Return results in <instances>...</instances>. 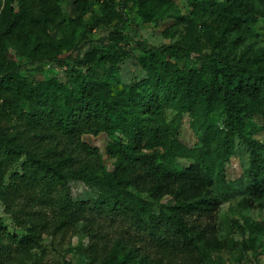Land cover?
<instances>
[{
  "label": "trees",
  "instance_id": "trees-1",
  "mask_svg": "<svg viewBox=\"0 0 264 264\" xmlns=\"http://www.w3.org/2000/svg\"><path fill=\"white\" fill-rule=\"evenodd\" d=\"M63 1L2 0L0 203L25 235H9L0 217V264H41L32 250L78 224L92 242L85 264H218L224 251L246 249L243 240L219 237L216 191L226 188L225 168L240 140L249 162L239 205L264 208V146L245 133L264 119V69L243 63L237 51L264 20V0L194 1L176 19L189 24L188 33L201 32L202 42L159 46L124 36L128 0H102V14L92 19L105 31L79 47L76 31L95 1L75 0L76 16L61 23ZM152 1L136 3L145 10ZM9 48L27 65L63 70L65 79L13 65ZM127 58L141 66V80L116 89L98 75L101 65L113 76ZM184 118L196 138L191 146L179 139ZM100 134L111 170L83 140ZM71 182L96 189V197H73ZM104 223L118 229L109 235ZM241 230L258 238L264 220Z\"/></svg>",
  "mask_w": 264,
  "mask_h": 264
},
{
  "label": "rangeland",
  "instance_id": "rangeland-1",
  "mask_svg": "<svg viewBox=\"0 0 264 264\" xmlns=\"http://www.w3.org/2000/svg\"><path fill=\"white\" fill-rule=\"evenodd\" d=\"M75 0H64L60 3L64 12L62 22L68 17L76 16V10L73 6ZM95 4L90 12L84 18L83 25L77 29L74 44L79 47L87 40H96L102 36L105 27L102 25L93 26L92 15L100 16L102 14V0H94ZM120 0H113L116 5ZM194 1L200 0H172L173 4H162L153 0L147 9L138 8L136 0H128L125 10V24L121 31L125 37L134 40H141L151 45H170L188 38L189 41L202 42L201 32L198 35L188 33L190 27L188 23H180L177 16L188 15L191 5ZM2 0H0V9ZM92 28V29H91ZM56 37H60V32H55ZM238 59L243 63L249 61L254 65H260L264 69V20L254 26L252 32L246 35L242 44L238 47ZM7 57L9 61L16 66H25L37 70H46L51 76H56L60 80L65 79L61 69L50 66V63H41L36 65H27L22 58L15 56L12 48L8 49ZM109 69L99 65L97 73L101 78H107L116 89L122 88L130 82L141 80L145 73L141 66L133 58H127L115 70V77L108 74ZM41 79V76H37ZM245 133L254 141L264 146V119L256 118L246 127ZM180 141L188 146L195 143L196 138L188 126L187 118H184L180 127ZM85 142L95 144L98 151V161L108 170L112 169V159L106 153V144L108 138L104 134L97 137L87 135L83 137ZM23 159L17 163L13 171L19 172ZM248 149L240 140L236 141L235 154L226 165L227 185L225 189L216 191L219 200V210L217 213L218 235L220 238H226L234 241L245 242L244 250L232 248L220 254L218 264H264V234L255 238L247 231L242 232L241 226L249 225L251 221L257 222L264 220V208H242L240 201L245 196L244 192V171L248 167ZM71 191L73 197L83 200H93L96 195V189L90 188L81 182H71ZM46 217L51 219L54 215L50 208L45 210ZM0 217L3 222V229L9 235L23 237L25 232L18 228L11 217L4 212V206L0 203ZM118 225L108 226L104 223L103 228L109 234H113ZM80 224L77 225V231L72 230L60 232L54 236L47 237L42 241L43 250L34 249L31 253L36 258L42 257L41 264H64L68 261L71 264H85L82 258L85 250L90 247L91 241L81 232ZM246 227V226H245ZM244 233V234H243ZM241 257V258H240ZM29 263V262H28Z\"/></svg>",
  "mask_w": 264,
  "mask_h": 264
}]
</instances>
